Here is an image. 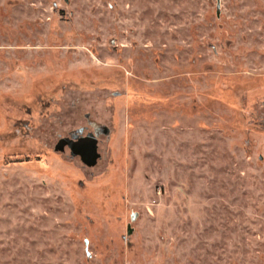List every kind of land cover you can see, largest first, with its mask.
Returning a JSON list of instances; mask_svg holds the SVG:
<instances>
[{"label": "rangeland", "instance_id": "1", "mask_svg": "<svg viewBox=\"0 0 264 264\" xmlns=\"http://www.w3.org/2000/svg\"><path fill=\"white\" fill-rule=\"evenodd\" d=\"M0 264H264V0H0Z\"/></svg>", "mask_w": 264, "mask_h": 264}, {"label": "water", "instance_id": "2", "mask_svg": "<svg viewBox=\"0 0 264 264\" xmlns=\"http://www.w3.org/2000/svg\"><path fill=\"white\" fill-rule=\"evenodd\" d=\"M78 132L81 134L79 138L64 137L58 141L55 148L65 154L74 151L83 159L86 165L93 166L100 155L98 150L99 140L90 128L80 129Z\"/></svg>", "mask_w": 264, "mask_h": 264}, {"label": "flooded vegetation", "instance_id": "3", "mask_svg": "<svg viewBox=\"0 0 264 264\" xmlns=\"http://www.w3.org/2000/svg\"><path fill=\"white\" fill-rule=\"evenodd\" d=\"M85 129V128H84ZM81 134L77 131L75 135H72V137L79 138ZM71 152V151H70ZM74 152V151H72ZM81 158V157H80Z\"/></svg>", "mask_w": 264, "mask_h": 264}]
</instances>
